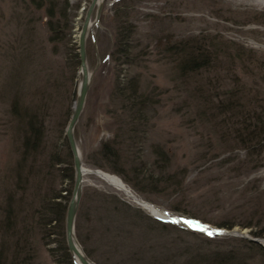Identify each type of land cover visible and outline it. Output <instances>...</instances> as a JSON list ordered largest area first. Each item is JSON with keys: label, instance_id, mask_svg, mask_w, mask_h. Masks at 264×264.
I'll return each instance as SVG.
<instances>
[{"label": "rangeland", "instance_id": "374dc122", "mask_svg": "<svg viewBox=\"0 0 264 264\" xmlns=\"http://www.w3.org/2000/svg\"><path fill=\"white\" fill-rule=\"evenodd\" d=\"M102 2L100 15L87 34L86 56L93 74L74 130L84 164L92 168L86 159L92 160L100 155L96 151L102 141L112 139L119 132V141H123L128 153L141 155L142 161L156 176L179 170L176 178L171 179L174 183L161 180L151 193L152 200H149L168 214L186 217V220L158 218L115 184H110L94 172L84 173L83 197L75 226L83 249H88L91 255L86 252L99 264H182L189 254L184 252L188 248L190 253H197L198 250L213 252L238 244V237L243 236L230 233L228 229L244 230L264 241L263 235L254 233L261 228L259 221L264 218V150L260 154L249 155L246 146L234 143L230 147L229 142H234L232 135L228 137L229 141H225L221 133L223 125L218 129L212 125L214 122H202L195 115L197 106L192 99L187 111H180L174 86L183 82L174 72L175 56L169 61L166 53L170 45L172 49L193 43L203 47L215 34L218 40L224 42L226 38L232 39V44L243 46L246 53L234 58L227 53H219L224 64L218 68L212 65L204 72L201 82L206 90L212 85L208 82L210 77L216 84L217 77L223 82V85H218L219 89H239L240 85V98L249 105H257L258 110L264 112V0ZM69 3L68 15L57 13L53 22L70 25L66 29L67 36L72 37L70 45L60 40L59 50L53 52L50 47L46 55L48 66L37 67L33 77L27 78L28 82L36 80L34 86L28 85L27 88H37L38 82H43L42 71L55 73L65 68L67 90L61 89L54 112L70 106V117L81 80L78 35L90 0H69ZM96 9L95 6L92 21L96 17ZM48 19L46 7L29 6L26 0H0V204L3 198L1 192L6 186L4 177L9 174L10 187L15 186V170L10 165H14L22 155L14 128L16 119L13 120L8 111L9 98H6L10 94L7 79L16 73L15 69L19 68L21 61L14 48L21 50L27 41L21 36H32V27L38 28L39 36L45 34ZM124 27L125 33H129L126 40H122L119 33ZM121 44L123 47L127 44V52L121 49ZM72 48L74 51L70 52ZM33 50L37 55L40 49L35 46ZM69 52L78 53V63L71 55L72 59H68L71 64L67 63ZM38 55L40 64L42 56ZM131 77L136 81L130 85L128 80ZM185 83L189 84V88L192 85L188 80ZM71 88L75 89L74 95ZM133 89L139 93L138 96L132 95ZM181 93L183 95L186 90ZM135 110L141 114L138 120L133 121L132 117L137 114ZM133 125L139 132L135 131L134 137L126 136L132 132L130 128ZM65 128L60 134L59 129L50 126L45 142L47 146L38 163L46 162L52 150L60 151L65 161L60 164L55 162V169L52 167L49 173L46 170L49 162L42 164L45 169L41 176L49 187L61 189L63 193L71 190V197L74 181L61 176V170L65 171V167L73 165ZM152 143L167 147L172 160L169 167L159 157L160 153L153 150ZM228 156L232 159L227 162L221 158ZM105 169L102 168L111 172ZM34 177L36 181L42 178L40 174ZM98 189L114 193L120 200L116 203L103 200L97 194ZM136 195L146 199L145 194ZM36 204L38 206L40 202ZM65 221V216L61 221H53L45 234L42 227L35 228L32 238L36 253L31 264H66L58 261L63 238L66 240ZM231 222L233 227L225 225ZM53 229L58 231L51 233ZM208 231L213 234L208 235ZM251 260V264H264V256L260 254Z\"/></svg>", "mask_w": 264, "mask_h": 264}, {"label": "trees", "instance_id": "16d2710c", "mask_svg": "<svg viewBox=\"0 0 264 264\" xmlns=\"http://www.w3.org/2000/svg\"><path fill=\"white\" fill-rule=\"evenodd\" d=\"M26 1L29 6L34 5L36 8L46 7L49 19L48 23H45L48 26L45 34L41 33V36H39L38 28L36 29V27H32L34 36L32 35L28 38L25 34H22L21 38H27L25 45L20 48L21 50H18L17 47L14 48V52L20 54V66L15 69L16 73L7 79L10 92L6 96V98H9L8 111L13 116V120L16 119L14 128L20 141L19 152L21 150L22 155L16 159L14 165H10L15 170L13 177L16 180V182L14 181L16 183L15 186L10 187L12 184L10 183L9 174L4 177L6 181L3 183L6 186L4 187L5 190L1 192L3 193V198L0 204L2 211L0 215V264H31L32 258L36 253L32 238L35 228L42 227L45 234L53 221H61L66 216L67 205L71 198V190L63 193L61 189L49 187V184L43 182L44 177L41 176L45 169L42 164L49 162L46 169L47 173H49L52 167L55 169V162L60 164V162L65 161L60 151L58 153L56 150H52L51 153H48L47 159L44 158L43 161L46 159V162L38 163L47 146L45 142L47 134L49 135L50 126L53 125V128L59 129L61 134L68 124L67 119L71 112L70 106L62 109V114L61 111L54 112L57 97L61 95V89H66L68 79L65 68L55 73L41 70V80L43 82L39 81L37 88H27L28 85L34 86V81L36 80L28 82L27 78L29 76L33 77L34 73L38 71L37 67L44 64L48 66L47 50L50 47L53 48V52L59 50L58 42L60 40H64L70 45L72 37L67 36L66 31L69 24L67 25V22L64 23L65 25L61 22H53V17L57 13L62 16L68 15L67 9L70 3L69 0ZM128 24L126 25L127 30L130 28ZM70 30H68V33ZM125 30L126 27L119 32L122 40H126L129 36V33L127 32L126 34ZM210 40L203 47L196 43L186 44L182 48L176 49H172L173 46L171 45L167 47L168 60L171 61L173 55L175 56L173 61L174 72L178 74L177 76L183 82L182 85L178 83L174 86L176 89L177 108L180 111L186 109V112L190 104L189 100L192 99L194 105L197 106L195 115L202 122H214L212 125L218 129L223 125L221 133L225 141H229L230 138L228 137L232 135L234 142H229L230 147L237 143L246 146L249 149V155L253 153L260 154L264 150V112H260L257 105H249V103L244 102L240 98V85L238 86L240 87L239 89L237 87L219 89L218 85H223V82L217 77L216 84L214 83V78L210 77L208 82L212 85L206 90V87L201 82L204 72L210 70L212 65L218 68L224 64L219 57V53H227V55H231L234 58L237 55L241 56L246 53V49L236 43L232 44V39L226 38V42L218 40L216 34L211 36ZM30 41L31 46L29 47ZM126 45L123 47L121 44V49L125 52L128 50ZM35 46L40 49L37 55H35L33 50ZM71 51H74V48ZM70 52L67 55V63L71 64V61H68L69 55L74 57L75 62L78 63V53L74 52L71 54ZM38 54L42 56L40 64L37 60ZM72 57L70 58L72 59ZM40 69H42L41 66ZM230 69L233 70V68ZM41 71L40 73L38 72V75L41 74ZM186 80L193 86L191 85L189 88V84L185 83ZM133 81H136V78L131 77L128 80L130 85ZM71 90L72 95H74L75 89L71 88ZM184 90H186V93L182 95L181 92H184ZM138 94L133 89L132 95L138 96ZM135 112L137 114L132 117L133 121L138 120L139 114H141L136 110ZM221 115L224 116L221 117ZM130 130L132 132L127 133L126 136L128 137L136 136L134 134L135 131L139 132L136 125H133ZM119 136L120 133L118 132L112 139L103 140L100 149L96 151L100 155L95 156L92 160L86 159L87 164L118 173L136 194H145L146 199L152 200L151 193L161 184L160 181L168 182V180L175 179V175L178 174L179 170L176 173L168 172L165 176H156V173L147 167V163L145 164L142 161L141 155L135 152L134 154L128 153L123 141H119ZM153 146V150L160 153L162 157H159L164 159L166 166L169 167L172 160L167 147L160 143H155ZM221 158H223L224 162L232 159L231 156ZM249 160L253 159L249 158ZM25 164L28 165L27 168ZM65 169V171L61 170L62 179L67 176L73 182L75 178L74 164L65 167ZM39 174L42 178L36 181L34 176ZM173 183L172 181L171 184ZM97 194L103 200H109L112 203L120 200L118 195L102 189H98ZM37 202H40L38 206ZM261 223V228L254 231V233L264 236V218L259 221L260 225ZM225 225L230 228L234 226V223H225ZM56 230L58 231V229H53L51 233L57 232ZM238 240L239 243L232 247L218 248L213 252H201L198 250L197 253H194V251L190 253L191 250L188 248L184 252L189 254L182 264H251V258L257 256V254L264 256V244L262 242L248 237H238ZM86 250L91 255V252L88 249ZM60 251L62 252L61 258L58 259L59 262L76 264L71 252L68 250L67 240H64V238ZM100 263L111 264L109 262Z\"/></svg>", "mask_w": 264, "mask_h": 264}, {"label": "water", "instance_id": "95a60500", "mask_svg": "<svg viewBox=\"0 0 264 264\" xmlns=\"http://www.w3.org/2000/svg\"><path fill=\"white\" fill-rule=\"evenodd\" d=\"M103 0H90V4L86 10V15H85V19L83 21V25L80 29V33H79V38H78V46H79V57H80V69H79V73L82 72L81 74V81L80 85H78V93L77 96L75 98V102H74V108H73V112L71 114V116L68 119V124L66 125L65 128V133H66V137H67V143H69L71 152L73 154V164H74V183H73V191H72V195L71 198L68 202L67 205V211H66V216H65V229H66V240H67V246H68V250L71 252L72 256L77 259V264H99L97 261L93 260L89 254L86 252V250L83 249L78 237H77V233H76V215L78 213L79 210V205L80 202L82 200V194H83V180H84V173L86 172H94L96 174L100 175V171L102 170V168L99 167H88L86 166V164H84L83 161V153L81 152V149L79 147V144L76 141V136H75V126L79 120V116L82 113V109L85 105L86 102V96L89 90V86L91 84L92 81V72L91 70H89L88 67V56H86L87 52H86V40H87V34L89 32V28L91 26V23H94L96 21V19L98 18V16L100 15L99 11L102 7V2ZM97 4V9H96V17L95 19L92 21V11L95 8ZM79 84V83H78ZM120 179L122 180V183L124 185H126L127 183L123 181L122 177H120ZM128 190L130 191L131 188L130 186L127 187ZM130 193L134 194V192L130 191ZM137 197V195H135ZM139 199V198H138ZM145 202H149L151 203V201H149L148 199H142ZM151 212V211H150ZM152 215L157 216L158 218H162V219H166V220H176V219H180L183 218L186 220L185 217H176V216H172L169 214L168 217L162 216V215H156L153 212H151ZM230 233L233 234H238L240 236L243 237H248L250 239L253 240H258L259 242H262L264 244L263 239L259 238L258 236L253 237L250 234H248L247 232H245L244 230H238L237 228H235L234 230H227ZM74 259V261H76Z\"/></svg>", "mask_w": 264, "mask_h": 264}, {"label": "bare ground", "instance_id": "6f19581e", "mask_svg": "<svg viewBox=\"0 0 264 264\" xmlns=\"http://www.w3.org/2000/svg\"><path fill=\"white\" fill-rule=\"evenodd\" d=\"M100 1V0H99ZM258 1V0H257ZM96 7H97V4H96ZM94 26V24L93 23H91V26H90V28H89V31H90V29L92 28ZM79 33H80V30H79ZM78 36H80V35H78ZM82 74V72H80V75ZM81 81V80H80ZM78 85H80V82H79V84ZM86 173H88V172H86ZM99 175V174H98ZM100 176L102 177V178H105L110 184H115L118 188H120L122 191H124V192H126L127 194H129L133 199H134V201H136V202H138L139 204H141V205H143L145 208H147V209H149V211H151V212H153L154 214H156V215H162V216H165V217H168L169 216V214L166 212V211H164L163 209H160L158 206H156L153 202H151V203H149V202H145V201H143L142 200V198H139L138 196L136 197L134 194H132V193H130V191H132V192H134L133 190H128V186H127V184L126 185H124L123 183H122V180L120 179V176H117V175H115V174H113V173H111V172H109V171H103V170H101L100 171ZM129 197V196H128ZM139 198V199H138ZM75 258L73 257V260H74ZM76 261V263H77V259H75Z\"/></svg>", "mask_w": 264, "mask_h": 264}, {"label": "snow or ice", "instance_id": "6c2138e0", "mask_svg": "<svg viewBox=\"0 0 264 264\" xmlns=\"http://www.w3.org/2000/svg\"><path fill=\"white\" fill-rule=\"evenodd\" d=\"M201 230H202V231H207L206 228H201ZM212 234H213L212 232L208 231V235H212Z\"/></svg>", "mask_w": 264, "mask_h": 264}]
</instances>
